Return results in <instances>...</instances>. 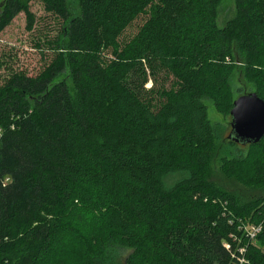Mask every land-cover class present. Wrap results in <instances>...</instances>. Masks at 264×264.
<instances>
[{"label": "trees", "instance_id": "obj_1", "mask_svg": "<svg viewBox=\"0 0 264 264\" xmlns=\"http://www.w3.org/2000/svg\"><path fill=\"white\" fill-rule=\"evenodd\" d=\"M221 1L78 0L64 26L66 0H0V34L19 14L39 29L37 2L66 40L0 84V264H264V136L221 160L257 196L206 178L225 138L205 101L232 108L237 64L264 101V0L220 28Z\"/></svg>", "mask_w": 264, "mask_h": 264}, {"label": "rangeland", "instance_id": "obj_2", "mask_svg": "<svg viewBox=\"0 0 264 264\" xmlns=\"http://www.w3.org/2000/svg\"><path fill=\"white\" fill-rule=\"evenodd\" d=\"M4 0H1V2ZM24 1V0H22ZM69 18L64 26L72 19L79 17L80 7L78 0H66ZM30 10L35 14L36 19L44 16L40 22L39 29L33 32L25 30V18L23 14H19L11 24L0 34V84H3L12 75L23 73L28 76L38 74L45 64L50 60L54 49L61 51L66 43L65 36L59 35L58 31L51 33L49 27L55 28V21L51 17H45L41 5L37 2L30 3ZM235 12L234 0H222L217 13V25L222 28L228 20H230ZM141 23V19L125 33L126 36H131L137 24ZM59 35V36H58ZM58 36V37H57ZM46 37L53 39L52 43L44 42ZM57 37V38H56ZM47 38V39H48ZM237 71L233 74L230 80V87L233 92V100L237 97L256 93V85L246 79L241 73L242 65L237 64ZM56 80H65L70 94L73 96L74 91L68 73L59 74ZM150 86V82L148 83ZM207 106L208 119L212 124L219 126L223 130L225 140L218 141L216 147L208 152H205L207 161L206 178L208 182H213L219 185L218 187L231 192L237 199L238 203L245 202L259 194L252 188L244 187L239 181L240 171L230 170L229 174L225 175L221 170V160L227 155L230 150L227 145V135L230 131V107L224 102L221 110L216 108L211 101H205ZM242 150L245 149V146ZM127 253V252H126Z\"/></svg>", "mask_w": 264, "mask_h": 264}, {"label": "water", "instance_id": "obj_3", "mask_svg": "<svg viewBox=\"0 0 264 264\" xmlns=\"http://www.w3.org/2000/svg\"><path fill=\"white\" fill-rule=\"evenodd\" d=\"M227 139L241 146L257 144L264 136V101L256 93L237 97L230 110Z\"/></svg>", "mask_w": 264, "mask_h": 264}, {"label": "built area", "instance_id": "obj_4", "mask_svg": "<svg viewBox=\"0 0 264 264\" xmlns=\"http://www.w3.org/2000/svg\"><path fill=\"white\" fill-rule=\"evenodd\" d=\"M245 231L250 239H254V237L261 231V225H248L245 227ZM245 252L246 250L244 248L238 249L234 264H249L245 258Z\"/></svg>", "mask_w": 264, "mask_h": 264}]
</instances>
